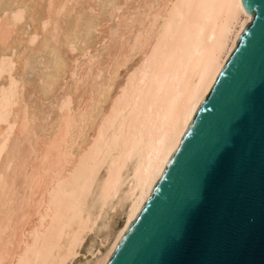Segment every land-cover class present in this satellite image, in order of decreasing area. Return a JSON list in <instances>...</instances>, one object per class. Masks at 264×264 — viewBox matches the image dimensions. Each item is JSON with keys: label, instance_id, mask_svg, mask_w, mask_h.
<instances>
[{"label": "bare ground", "instance_id": "1", "mask_svg": "<svg viewBox=\"0 0 264 264\" xmlns=\"http://www.w3.org/2000/svg\"><path fill=\"white\" fill-rule=\"evenodd\" d=\"M250 22L243 0H0V260L106 264Z\"/></svg>", "mask_w": 264, "mask_h": 264}, {"label": "water", "instance_id": "2", "mask_svg": "<svg viewBox=\"0 0 264 264\" xmlns=\"http://www.w3.org/2000/svg\"><path fill=\"white\" fill-rule=\"evenodd\" d=\"M243 3L251 22L106 264H166L171 259L264 264V178L258 164L240 191L226 198L220 194L236 130L249 118L252 102L264 95V0ZM193 216L197 232L218 242L210 250L193 248L177 256L170 246Z\"/></svg>", "mask_w": 264, "mask_h": 264}, {"label": "snow or ice", "instance_id": "3", "mask_svg": "<svg viewBox=\"0 0 264 264\" xmlns=\"http://www.w3.org/2000/svg\"><path fill=\"white\" fill-rule=\"evenodd\" d=\"M108 7L123 9L128 7L125 4H110ZM236 7L240 4L237 2ZM258 106V108H257ZM249 118L242 121L237 128L232 148L225 160L224 183L220 194L222 197H228L233 193L240 191L252 177L257 164L262 178H264V95L258 100H254L249 107ZM211 180V175L207 178ZM242 237H237L236 243L242 242ZM218 240L209 233H198L194 216L184 226L181 227L170 246V251L177 256L182 255L193 248L210 250ZM11 239L5 244L7 247ZM0 264H4L0 260ZM31 264V261L28 262ZM166 264H190L189 261L180 259H171ZM199 264H210L207 260H202Z\"/></svg>", "mask_w": 264, "mask_h": 264}, {"label": "rangeland", "instance_id": "4", "mask_svg": "<svg viewBox=\"0 0 264 264\" xmlns=\"http://www.w3.org/2000/svg\"><path fill=\"white\" fill-rule=\"evenodd\" d=\"M123 211H122V209H121V207H118L117 209H116V211H113L112 213H110V215H109V220H110V228L109 229H112V228H117L118 226H120L121 225V223H122V220H123ZM117 218V219H116ZM113 224V225H112ZM90 235V236H89ZM88 236H87V239H86V241H85V243H84V245L86 246V244H87V242H88V240H89V238L91 237V234H89ZM84 246V247H85ZM83 247V248H84ZM81 255H82V253L74 260V261H72L70 264H76V262H77V260H79L80 258H81Z\"/></svg>", "mask_w": 264, "mask_h": 264}]
</instances>
